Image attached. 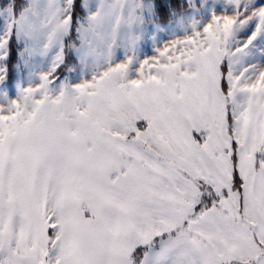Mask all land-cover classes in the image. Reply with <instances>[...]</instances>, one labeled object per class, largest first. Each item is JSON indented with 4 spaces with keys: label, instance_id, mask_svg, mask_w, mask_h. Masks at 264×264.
Masks as SVG:
<instances>
[{
    "label": "snow or ice",
    "instance_id": "1",
    "mask_svg": "<svg viewBox=\"0 0 264 264\" xmlns=\"http://www.w3.org/2000/svg\"><path fill=\"white\" fill-rule=\"evenodd\" d=\"M0 264H264V0H0Z\"/></svg>",
    "mask_w": 264,
    "mask_h": 264
}]
</instances>
